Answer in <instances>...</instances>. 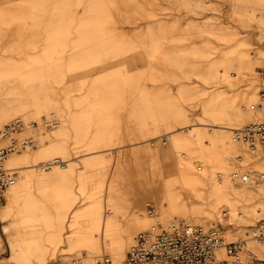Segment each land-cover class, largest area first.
<instances>
[{
	"label": "rangeland",
	"instance_id": "obj_1",
	"mask_svg": "<svg viewBox=\"0 0 264 264\" xmlns=\"http://www.w3.org/2000/svg\"><path fill=\"white\" fill-rule=\"evenodd\" d=\"M238 47L257 53L256 71L247 67L248 58L241 64ZM263 94L264 0H0V118L6 116L0 128L18 116L35 125L42 118L34 128L38 145L7 161L17 177L0 206V264L105 253L118 264L123 252L111 251L112 257L102 240L71 254L65 239L71 228L91 226L89 208L106 196L114 211L107 238L134 225L133 212L141 207L139 219L157 220V228L158 220L217 221L229 238L247 239L249 249L248 232L264 217V189L213 178L215 171L231 178L264 170L232 132L264 120ZM53 111L62 124L48 132L57 126L47 121L59 122L46 116ZM241 113L249 116L237 122ZM190 123H198L197 139L185 131ZM212 127L233 142L228 159L210 158L205 181H188L175 160L200 169L215 147ZM170 131L189 134L196 146L164 152ZM56 158L61 162L52 168L42 165ZM24 174L28 183L16 190ZM163 181L182 183L184 196L163 199L155 188ZM55 225H64L63 241L51 233ZM143 230L152 229L139 228L136 237ZM42 245L48 248L39 258Z\"/></svg>",
	"mask_w": 264,
	"mask_h": 264
},
{
	"label": "built area",
	"instance_id": "obj_2",
	"mask_svg": "<svg viewBox=\"0 0 264 264\" xmlns=\"http://www.w3.org/2000/svg\"><path fill=\"white\" fill-rule=\"evenodd\" d=\"M45 125L54 127L57 122L50 120ZM22 127V121H16L1 131L0 136L9 135ZM234 138L253 149L259 148L264 154V120L249 122L235 129ZM36 143V138L29 136L20 141L12 140L6 146L0 145V206L6 188L16 177V170L5 165L8 155L18 148L33 147ZM248 173L242 175L240 172L237 176L249 181ZM248 236L264 244V217L251 228ZM49 264L85 263L83 258L77 255H60L52 259ZM93 264H114V262L105 254ZM118 264H264V258L247 248V239L229 241L224 228L220 225H204L179 219L157 232L141 231L135 243L127 251L125 259Z\"/></svg>",
	"mask_w": 264,
	"mask_h": 264
},
{
	"label": "crops",
	"instance_id": "obj_3",
	"mask_svg": "<svg viewBox=\"0 0 264 264\" xmlns=\"http://www.w3.org/2000/svg\"><path fill=\"white\" fill-rule=\"evenodd\" d=\"M238 54L240 57V62L241 64H244L243 58H248L249 59V64H247V67L252 70V71H256V67L260 66V61H258V59H256V52L250 50V49H246L244 51H241L240 48L238 47ZM247 54V55H246ZM223 70H225L226 73V78H229L232 74L229 73L228 74V70L227 68H222ZM221 69V70H222ZM244 94L246 96H249L248 94H250V89L246 88ZM251 95V94H250ZM246 116H249L248 114L245 113H241V114H236V116H234L235 119H237L236 121L238 122L241 119H244ZM6 116H2L0 118V122H3L5 120ZM235 122V121H234ZM198 125V123H190L187 126H192L190 127L189 131L190 132V136H195L196 139L198 137V133H196V127ZM176 131H178V129H176ZM173 132H168L167 138L170 140L171 143V147L166 151L164 150V152H172V149L176 146V145H180L182 143H187L190 147H194L196 146V141L194 140V138L192 139V137L188 135H184L183 133H180L178 135L172 134ZM169 134V135H168ZM210 139L212 140V142L215 143V147L210 148V153H211V157H208L206 155H203V157L201 158V160L199 162H202V165L199 167L200 169H194L192 168L190 165H188L186 162H181L179 160H175V165H176V169L179 173H181L183 176H185L186 180L188 181H200L201 183H203L206 179V173L205 170L208 167H213L210 158L214 159L215 161L218 162H225L226 159H228V154L230 153V148L233 144V142L230 140V138L226 137L222 131L216 132L215 134H210ZM184 156H186V154L183 153ZM29 156V154H24V157ZM20 159V158H18ZM59 158H56L55 160H57V163H60L61 160H58ZM46 163L43 162L42 165ZM198 163V162H195ZM33 166V165H30ZM29 166V167H30ZM27 167V166H26ZM26 167L24 166H19V169L21 171H23V169H25ZM28 183V178H27V174L23 175V177L18 181V185L16 184V190L19 187L25 186ZM157 186L155 187L157 190H159L161 196L164 195L165 198L163 199H167V196H172L176 199L177 194H182L183 190H185V187L182 186L181 184H176V186H169L166 182H162V183H157ZM122 190H114L113 192V196L114 197H120V195L122 194ZM108 195L112 194L111 191L110 193H107ZM184 194V193H183ZM182 194V195H183ZM184 196V195H183ZM109 196H106V198L102 201V202H93L90 206V218H89V222L91 223V226H86V227H74L70 229V233L67 234L65 237V231H64V225H58V226H52L51 227V233L52 234H56L57 238L60 241H63V239L65 238L67 240V243L69 245V247L67 248V250H69V253H79L82 252V249L84 247H90V246H97L99 244V242L102 240L103 241V246L106 247V249H108V252L111 254L112 248L111 247H117L118 251H122L123 252V256L125 258L127 251H125L127 249V247L130 244H133L136 240V232L139 228L141 229H148L149 226L153 225L154 223H156L157 220H149V221H142L141 219L139 220V217L141 215H143L142 213V208L139 207L137 209L134 210L133 214H134V225L129 226L126 229V232L124 234H120V235H112L110 238H107V233L104 232V236L103 231H105V226L112 222L113 220V214L114 211L113 209H111L108 206L109 200H108ZM105 204V205H104ZM167 205V203H165ZM88 209V210H89ZM108 210V215L105 218V216H103L104 210ZM162 209H159V213L158 215L161 216L160 213H162ZM102 215V216H101ZM0 218L2 220L5 219V212H1L0 213ZM148 222V223H147ZM104 223V224H103ZM103 228V229H102ZM101 236V237H100ZM121 241V242H120ZM42 248H48L47 245H42L39 249V258H41V252H42ZM24 264H28V261L26 260V262Z\"/></svg>",
	"mask_w": 264,
	"mask_h": 264
},
{
	"label": "bare ground",
	"instance_id": "obj_4",
	"mask_svg": "<svg viewBox=\"0 0 264 264\" xmlns=\"http://www.w3.org/2000/svg\"><path fill=\"white\" fill-rule=\"evenodd\" d=\"M46 116L48 117V118H50L51 116H57L58 118H59V122L57 123V128L56 129H53V130H50V131H48V132H54V131H56L57 129H59V127L61 126V122H62V117L57 113V112H55V111H53V112H50V113H48V114H46ZM42 120V118L40 119V121H38L39 122V125H35V124H32V121H36V120H30V119H27V118H25V117H23V116H18V117H16V118H14L12 121H10L8 124H6L5 126H3L2 128H0V133H1V131H4L5 130V127L6 126H8V125H12V124H14L16 121H22V123H23V125L25 126H27L28 127V130L27 131H25V132H22V131H17V130H14L13 132H11L9 135H6L5 137L6 138H4V136H0V145H2V144H5V145H3V146H6V145H8L9 143H11L12 142V140H16V141H20V140H22L23 138H25L24 137V135L26 134V133H33L35 136L34 137H37V143H36V145H38V133H36V131L34 130V128H37V129H39V127H40V124H42L41 121ZM33 126H35V127H33ZM190 127H192V126H187L186 128H185V131H189V129H190ZM240 128V127H239ZM236 129H238V128H236ZM211 132L213 131V130H218V132H219V130H221L219 127H216V128H210L209 129ZM232 132H233V137H234V132H235V129H233L232 130ZM212 134H215V133H212ZM11 135H13V137H9V136H11ZM29 137V136H28ZM9 138V139H8ZM235 139V138H234ZM236 140V139H235ZM237 141H239V142H241V143H243V144H245L252 152H253V155H254V157H255V159H256V161H257V163L259 164V165H261V166H263L264 167V154H262L261 153V151H260V149L259 148H257V149H253L252 147H250L248 144H246V143H244L243 141H241V140H237ZM29 149H34V147H32V146H26V147H21V148H18V149H16L15 151H12L9 155H8V157H7V159H6V161H5V165H6V167H8V168H11L10 166H8V164H7V161H8V159H9V157L12 155V154H14V153H17V152H20V151H23V150H29ZM236 158L238 159V160H240L241 162H249V158H248V156H246V157H244V156H241V155H236ZM56 162H57V160H53V161H48V162H46V163H44L43 165L46 167V168H52L55 164H56ZM242 173V175L243 174H245V172H241ZM250 176V179H249V181H245V180H243V178H242V176H237L238 175V172L237 173H232L231 174V178H230V174H228V173H226V172H224V171H219V172H217V171H215V173H214V180L216 181V182H218V183H226L227 181H231V182H237V180L236 179H240L241 180V182L242 183H244V184H246V185H254V186H256V187H260V188H262V189H264V170H256V172L254 173V172H249L248 173ZM235 175V176H234ZM218 176V177H217ZM16 177H17V171H16ZM16 177L14 178V180L9 184V186L6 188V190H5V193H4V196H5V200H6V193L8 192V190L9 189H11V187H13L14 186V184H15V182H16ZM3 204H4V202L1 204V207L3 206ZM105 205V204H104ZM0 207V208H1ZM220 214V213H219ZM105 218L107 217V215H108V212H106L105 214ZM151 216H153L154 215V212L152 213V214H150ZM224 215H227V212H224ZM102 216V215H101ZM220 216V215H219ZM140 220V219H139ZM165 221V220H164ZM162 222L161 220H158V225L160 226L159 228H157V224L156 223H154L153 225H151V226H149L148 227V229H152V230H143V231H154V232H157V230L158 229H160L161 228V226L162 225H164V226H169L170 224V220L168 221V222ZM188 221H190V220H188ZM193 222V221H192ZM217 221H215V222H213V223H211V224H215ZM148 223V222H147ZM194 223H199V222H194ZM104 224V223H103ZM200 224H203V223H200ZM204 225H206V224H204ZM166 227V228H167ZM103 229V228H102ZM139 234V233H138ZM102 235H104V231H103V234ZM138 236V235H137ZM101 237V236H100ZM226 237H227V239L229 240V241H232V240H236V239H232V238H229L228 236H227V231H226ZM248 238V245H249V249L250 250H252L253 252H255L259 257H261V258H264V253H260V251H259V249L258 248H260V247H264V244L263 243H261V242H259L257 239H255V238H251V237H247ZM237 239H239V238H237ZM244 239V238H243ZM136 241V240H135ZM121 242V241H120ZM135 243V242H134ZM112 251H113V253H114V255H117V254H119L120 253V251H118L117 250V247H112ZM105 254H107V253H105ZM105 254H103V255H105ZM110 254V253H109ZM127 254V253H126ZM111 255V254H110ZM112 256V255H111ZM98 257H100V256H98ZM98 257H96V258H88V257H82L83 258V260H84V263L85 264H93L94 262H96V260L98 259ZM113 257V256H112ZM126 257V256H125ZM113 260V259H112ZM114 262V261H113ZM121 261L120 260H118V261H116V263H120ZM114 264H115V262H114Z\"/></svg>",
	"mask_w": 264,
	"mask_h": 264
}]
</instances>
